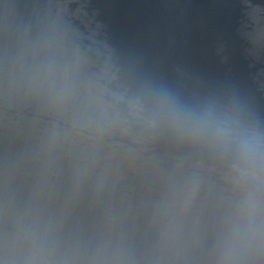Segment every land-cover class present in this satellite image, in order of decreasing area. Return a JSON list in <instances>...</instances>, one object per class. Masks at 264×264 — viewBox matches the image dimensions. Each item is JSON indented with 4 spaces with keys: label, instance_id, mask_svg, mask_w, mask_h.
<instances>
[{
    "label": "water",
    "instance_id": "95a60500",
    "mask_svg": "<svg viewBox=\"0 0 264 264\" xmlns=\"http://www.w3.org/2000/svg\"><path fill=\"white\" fill-rule=\"evenodd\" d=\"M162 93L264 133V0H0V264H264V173Z\"/></svg>",
    "mask_w": 264,
    "mask_h": 264
},
{
    "label": "clouds",
    "instance_id": "9594fccd",
    "mask_svg": "<svg viewBox=\"0 0 264 264\" xmlns=\"http://www.w3.org/2000/svg\"><path fill=\"white\" fill-rule=\"evenodd\" d=\"M159 101L174 123L210 136L244 168L264 173V133L243 122L235 113L211 106L192 108L167 93H162Z\"/></svg>",
    "mask_w": 264,
    "mask_h": 264
}]
</instances>
